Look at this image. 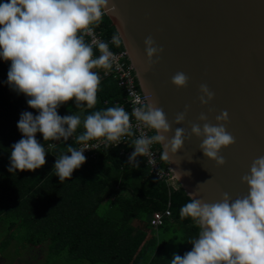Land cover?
Masks as SVG:
<instances>
[{"label": "clouds", "instance_id": "9594fccd", "mask_svg": "<svg viewBox=\"0 0 264 264\" xmlns=\"http://www.w3.org/2000/svg\"><path fill=\"white\" fill-rule=\"evenodd\" d=\"M113 10L109 0H0V60L10 62L6 83L23 94L28 107L37 112L35 116L28 111L20 113L16 127L22 135L9 152L10 173L31 171L45 163L44 144L35 139L37 132L44 141L71 138L84 145H68L66 152L56 156L53 169L60 181L84 163L88 141L102 138L106 145H116L125 135L133 137L128 163L134 167L136 157L148 153L153 144L161 145L160 158L169 160V154H176L189 136L200 140L198 148L207 160L217 167L224 165L220 150L234 143L224 127L226 111L215 116V124L201 112L199 123H191L190 131L176 127L170 138L167 134L171 126L163 110L151 102L150 93L131 112L146 130L138 135H134L130 113L122 105L86 113L83 120L76 111L58 115L57 108L69 100L76 109L95 105L100 77L94 69H111L114 53L109 42L93 36V26ZM86 34L91 37L88 42ZM110 43H122L118 32L113 33ZM143 44L151 65L161 49L150 36ZM93 45L98 55H93ZM170 82L180 89L185 87L187 77L176 72ZM212 99L208 86L201 84L199 103L204 106ZM187 111L185 106L173 123L182 124ZM78 127L83 130L73 135ZM53 146L48 144L49 148ZM240 179L247 186L246 195L230 199L225 192L212 203L190 198L181 205L180 218H190L198 232L189 241L191 250L183 256L174 253L168 264H264V155L257 156Z\"/></svg>", "mask_w": 264, "mask_h": 264}, {"label": "trees", "instance_id": "16d2710c", "mask_svg": "<svg viewBox=\"0 0 264 264\" xmlns=\"http://www.w3.org/2000/svg\"><path fill=\"white\" fill-rule=\"evenodd\" d=\"M97 24L107 36L115 33L105 15ZM9 63L0 60V264L25 257L23 251L30 246H43L39 249L43 260L35 259V264L60 258L78 264H168L174 253L183 256L190 251L189 241L198 229L190 218L179 216L181 205L190 198L181 188L158 180L144 158L136 159L135 167L130 165L121 151L129 152L131 144L102 147L94 159L85 158L60 181L53 169L56 156L68 145L81 144L71 138L44 141L37 132L45 163L31 171L7 170L11 146L22 135L16 127L20 113L37 114L23 94L7 85ZM123 98V90L112 79H100L95 105L76 109L69 100L57 113L76 111L83 120L86 113L122 104ZM82 130L78 127L73 135ZM49 143L54 146L49 148ZM167 209L172 216L154 228L155 212Z\"/></svg>", "mask_w": 264, "mask_h": 264}, {"label": "water", "instance_id": "95a60500", "mask_svg": "<svg viewBox=\"0 0 264 264\" xmlns=\"http://www.w3.org/2000/svg\"><path fill=\"white\" fill-rule=\"evenodd\" d=\"M105 13L121 48L133 67L138 88L151 94L169 124L190 131L201 112L215 124L226 111L224 127L234 143L220 150L225 163L207 160L189 136L176 154H169L178 184L189 198L212 203L227 192L230 199L247 194L241 176L251 162L264 155V0H109ZM151 37L161 49L149 65L143 41ZM176 72L187 77L177 89L170 80ZM206 84L213 99L202 106L199 86ZM188 111L182 124L175 115ZM161 147V145H160Z\"/></svg>", "mask_w": 264, "mask_h": 264}, {"label": "built area", "instance_id": "2783aa9c", "mask_svg": "<svg viewBox=\"0 0 264 264\" xmlns=\"http://www.w3.org/2000/svg\"><path fill=\"white\" fill-rule=\"evenodd\" d=\"M93 36H95L99 40L109 42V48L114 53V59L112 61L111 69L104 70L102 68H99L94 70L98 72L100 79H112L116 83L117 87L123 90V103L119 105H122L125 111L130 113V122L133 125L134 135H138L141 132H146V130L143 129L142 126L139 125V123L131 117L133 107H136L140 103L145 94L138 88L133 67L130 64L129 60H127L126 58V52L122 48H119V46L111 44V36H107L105 32L98 28L97 23L93 26ZM90 39L91 37L86 34L85 41L88 42L90 41ZM93 55H98V52L95 49L94 45ZM132 139L133 137H128L125 135L120 138L118 144L115 145V142H113L106 145L103 139L99 138L96 142L87 143L88 149H85L83 151V155L87 159H94L97 156L99 149H101L102 147L114 148L120 145H130ZM79 147H84V145H81ZM132 151L133 149L129 150V152H125L124 150H122L121 155L129 157ZM160 153L161 147H159V144H153L150 147L148 153H146L144 156H138L136 157V159L144 158L146 161V165L150 168V172L154 174L158 180L166 182L170 187H173L175 189L180 188L171 166L165 163V159L160 158ZM171 216L172 211L170 209L155 212L152 219L153 227L157 229L163 226L165 224L166 218Z\"/></svg>", "mask_w": 264, "mask_h": 264}, {"label": "rangeland", "instance_id": "374dc122", "mask_svg": "<svg viewBox=\"0 0 264 264\" xmlns=\"http://www.w3.org/2000/svg\"><path fill=\"white\" fill-rule=\"evenodd\" d=\"M42 247L41 246H36V247L30 246L29 248L23 251L25 257L18 256L14 261L10 259V260H7V262H11V264H35L36 263L35 259L43 260L42 256H44V254L41 255L39 251V249H41ZM51 263L52 264H78V263H74L73 261L70 263L69 259L66 260L65 258H60L58 260L56 259L52 260Z\"/></svg>", "mask_w": 264, "mask_h": 264}]
</instances>
